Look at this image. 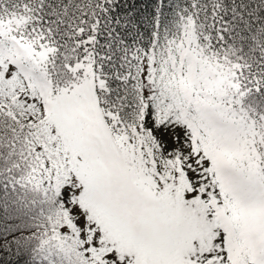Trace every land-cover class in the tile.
Here are the masks:
<instances>
[{"label":"snow or ice","instance_id":"snow-or-ice-1","mask_svg":"<svg viewBox=\"0 0 264 264\" xmlns=\"http://www.w3.org/2000/svg\"><path fill=\"white\" fill-rule=\"evenodd\" d=\"M0 264H264V0H0Z\"/></svg>","mask_w":264,"mask_h":264}]
</instances>
